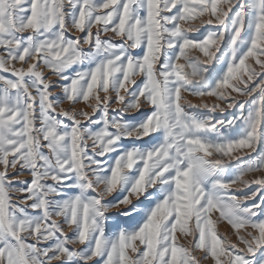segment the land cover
Masks as SVG:
<instances>
[{"label":"snow or ice","instance_id":"1","mask_svg":"<svg viewBox=\"0 0 264 264\" xmlns=\"http://www.w3.org/2000/svg\"><path fill=\"white\" fill-rule=\"evenodd\" d=\"M0 71V264H264V0H0Z\"/></svg>","mask_w":264,"mask_h":264},{"label":"rangeland","instance_id":"2","mask_svg":"<svg viewBox=\"0 0 264 264\" xmlns=\"http://www.w3.org/2000/svg\"><path fill=\"white\" fill-rule=\"evenodd\" d=\"M198 22H199V21H195L194 23H198ZM214 30H215L214 27H212V26H208V27L202 29V30H201V33H200L199 35L202 37L204 34L207 33V31H214ZM71 35H72L73 37H75V36H77V35H82V34L73 31V32H71ZM118 39H119V38H116L117 41H118ZM84 47L87 48V46H84ZM135 54H140V51H139V50H135ZM180 62L183 63L182 60H181ZM16 67H20V64L17 63V64H16ZM25 67H26V65H25ZM75 70H76V68H75V66H74L73 69H72L71 71L74 72ZM47 71H48V70L45 69V72H46V73H47ZM0 74H2V75H7V76H9V78H12L10 73H4V72L0 71ZM49 78L52 79V80H56V79H57V78L54 77V76H51V77H49ZM136 79H137V82H138V83H142V81H143V76H142V75H141V76H138V77H136ZM57 83L59 84L60 81H57ZM52 91H53L57 96H60V95H61L59 87H56V88L52 89ZM101 95H103V94L101 93ZM183 95H184V97H185L188 101H190V102H191L192 104H194V105H195V104H198V103H201L202 101H203V102H207V103H209V104H212V103H223L222 101L217 100L215 97H207V96H206V97H198V96L190 95V94L187 93V92L183 93ZM234 95H235V94H234ZM61 106L64 107L65 109H67V108L69 107V105L67 104L66 101H65ZM224 106H226V105H224ZM75 107H76L77 109H83V110H85V111H89V112H91V109L88 108V107H86L83 103L77 104V105H75ZM111 107H112V108H115V107H116L115 103H113ZM58 110H59V109H58ZM187 110L190 111V112H192L193 114H196V115H199V116H206V115L209 114V113H208V110H206V109H195V108H193V109H187ZM149 111H151V109L148 107V105L145 104V105L142 106V109L139 111V113H137V112L125 113V114H124V119H126V120H130V121L140 120V119H142V118H143V117H144ZM110 115H117V113H111V112H110ZM225 115H227V114H225ZM59 118H61V119H65V122H69V121H67L66 118H63V117H59ZM94 118H95V119H98V118H99V114H97V116L94 117ZM214 118H216V119H221V118H223V116L217 114ZM69 123H70V122H69ZM132 143H138V144L143 145V144L150 143V141H149L147 138H145L143 141H132V140H130V139H125V140H123V144H124L125 146H130ZM259 150H260V149L258 148V151H259ZM237 155H238V153H237ZM253 155H255V154H253ZM260 174H264V171H262L261 173H249V174H247V177H246V178H248V179H252V178L255 177L256 175H260ZM18 179H20V180H30V174H29L28 172H24V173H22V174L18 177ZM17 186H19V185H17ZM233 187L236 188L237 185H234ZM252 190H254V186H253ZM244 191L247 192L248 189H244ZM13 199H16V197L14 196ZM107 199H108V200H111L112 197H108ZM147 203H148V202H147L146 200H144L143 198H141V202H140V204L138 205V207H144V206L147 205ZM118 212H119V214H117ZM110 213H111V214L109 215V219H108V222H107V228H106V230H107L108 232H112V231H114V230L116 229V226H117V225H119V226H128V225H130V224L132 223V221H131L128 217H126V216L123 215V211H122V210L112 209V210H110ZM212 218H213V220L217 221L216 227H217V229H218V232H219V233H224V234L228 235V237H229L233 242H235V241H236V236H235L234 230L231 228V226H230L226 221L220 220V219H219V214H218V213H215V212H214V213L212 214ZM249 230H250V229H249ZM65 231L68 232L69 235L71 236V230H70V229H68L67 227H65ZM188 239H191V237H188ZM180 242H181V243H185V238H184L183 236L180 237ZM69 247H75V248L79 249L81 246L77 244V245H69ZM93 264H101V262L98 261V260H94ZM203 264H213V262H212L211 258H209L208 260L203 261Z\"/></svg>","mask_w":264,"mask_h":264}]
</instances>
